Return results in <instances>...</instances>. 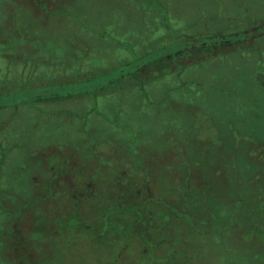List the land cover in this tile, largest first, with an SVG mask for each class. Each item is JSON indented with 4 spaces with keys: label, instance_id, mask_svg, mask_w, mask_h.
Returning a JSON list of instances; mask_svg holds the SVG:
<instances>
[{
    "label": "rangeland",
    "instance_id": "374dc122",
    "mask_svg": "<svg viewBox=\"0 0 264 264\" xmlns=\"http://www.w3.org/2000/svg\"><path fill=\"white\" fill-rule=\"evenodd\" d=\"M89 18L172 43L83 83L11 62L70 70L76 36L107 69ZM0 264H264V0H0Z\"/></svg>",
    "mask_w": 264,
    "mask_h": 264
},
{
    "label": "crops",
    "instance_id": "0c3cea01",
    "mask_svg": "<svg viewBox=\"0 0 264 264\" xmlns=\"http://www.w3.org/2000/svg\"><path fill=\"white\" fill-rule=\"evenodd\" d=\"M130 5L135 8V11H137L136 8L138 6L137 7L133 6L135 5V3H133V5L130 3ZM64 16L65 15L62 13L59 16L61 18H57V20L61 19L62 22H58L56 19H53L54 24L57 25L60 23L61 26L59 27V29L65 28L66 25H63V23L69 20V18H62ZM118 19H122V18H118ZM88 21L92 22L93 26L90 27L87 24L88 27L87 26L86 27L90 29L91 32L95 33V35H100V36H94V42L100 38H104L107 41L105 43H107L112 48L111 50L113 51L112 56H113L114 61L110 63V67H107V69H104V64H102L101 62L102 59L105 58V55L103 54L105 48L98 46L100 45L99 42H95L94 47H92V45L88 42V38L81 39V41H78L76 39V36L73 37L75 41L72 42V44L74 45V49H73L74 52L73 54L70 55V57L72 56L71 57L72 61L69 65L70 70L69 69L64 70L65 61L63 57L60 58V55H56L54 54V52H48L43 47H38V46L30 50L27 49L25 53L23 52L22 57L12 54L10 56L11 62L16 63L20 61V63H23L24 68L26 67L27 64H32L28 67L29 69L28 68H25V69H28L27 71H29L30 69L34 70V67H32L34 66L33 63L35 64L36 62L40 64V62L46 59L45 55L48 54V55H51V57L55 59V61L53 62V65L50 66L52 67L53 71L57 73L56 75H54L55 78L53 79L55 83L56 82H58L57 84L62 83L64 75H61V72H64V71L69 72V75L71 78H69L68 80L78 81V83H80L79 82L80 80L82 82L85 80V78L92 76V74L87 76V74L90 72H94V71L106 72L110 70H122L124 66L127 67V65L132 63L131 58H134L133 63L136 64L140 61V58L142 56H148L154 51H157L158 48L164 49L166 48V46L169 47V45L172 43L171 37L167 35L163 26L160 30L157 28V25L155 27V23L156 24L158 23L159 18H142L140 23H143L142 26H146L145 23H147V28H148L147 31H143L141 34L125 33L124 35H123V28H122V25L124 24V22H122L121 20L120 22H118V25L114 24L111 18H104V19L103 18H89ZM26 23L27 22H25V24ZM96 23H98L99 25H96ZM151 23L153 25L149 26ZM81 26H85V25H83L80 22L76 24L77 28L79 27L82 28ZM82 29L86 30L84 28ZM46 36L47 34L43 35L42 38ZM52 36L58 37L56 34L49 35V37H52ZM95 45L97 46L96 48H100V50H96ZM169 65H170L169 62L163 63V64L160 63L157 65L155 64L146 65L145 64L143 68L141 67L139 70L138 69L137 70L139 71L138 73L140 75L144 74L143 75V78H144V77H147L150 71L157 69L158 67H161V66L164 67V66H169ZM40 69L41 68H39L38 72H42V74H44V72H48L47 70L45 71V70H40ZM32 75L38 80V81H34V85L41 86L42 83L41 81H39V79H44L45 76H42V75L40 76L36 72ZM140 75H132V76L122 75L121 78L128 79L130 77H134L135 79L139 78L140 80Z\"/></svg>",
    "mask_w": 264,
    "mask_h": 264
},
{
    "label": "flooded vegetation",
    "instance_id": "af4514ba",
    "mask_svg": "<svg viewBox=\"0 0 264 264\" xmlns=\"http://www.w3.org/2000/svg\"><path fill=\"white\" fill-rule=\"evenodd\" d=\"M66 186H67L68 188H70V183L68 182V183L66 184ZM66 186L64 187V189H65V190H68L67 192L69 193V196H70L69 199H70V201H72V199H74L73 193H70V192H69V189H68ZM81 197H83V196H81ZM84 201H85V202H84L83 204L85 205L87 202L89 203V202L91 201V199H90V201H89V198H87V199H84ZM70 208L72 209L71 206H70ZM76 208H77V210H78V204H77V206H76V204L74 203V208H73V210H75V212H76ZM85 208H87V207H85Z\"/></svg>",
    "mask_w": 264,
    "mask_h": 264
}]
</instances>
